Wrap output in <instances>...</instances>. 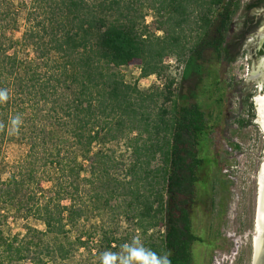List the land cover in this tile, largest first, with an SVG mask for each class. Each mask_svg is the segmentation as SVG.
Listing matches in <instances>:
<instances>
[{
	"label": "trees",
	"instance_id": "16d2710c",
	"mask_svg": "<svg viewBox=\"0 0 264 264\" xmlns=\"http://www.w3.org/2000/svg\"><path fill=\"white\" fill-rule=\"evenodd\" d=\"M263 3L20 0L23 32L16 40L13 5L0 0V140L27 147L15 171L0 180V205L43 226H26L20 239L0 233L1 261L67 264L98 232L84 231V221L105 214L133 221L145 235L159 228L147 250L170 264H194L192 247L203 241L193 233L191 206L207 162L202 146L209 117L198 102L171 97L173 80L167 96L144 95L113 69L137 60L146 78L158 75L163 59L173 55L184 64L182 80L208 69L217 85L210 66L226 51L230 29L239 28L238 44L260 25L250 14ZM147 12L160 36L147 30ZM19 47L32 57H18ZM252 96L242 100L249 113L237 122L240 129L253 123ZM159 98L171 109L157 115L150 107ZM113 142L124 150L105 148ZM153 161L159 164L152 167ZM98 235L104 249L123 244L112 231Z\"/></svg>",
	"mask_w": 264,
	"mask_h": 264
},
{
	"label": "rangeland",
	"instance_id": "374dc122",
	"mask_svg": "<svg viewBox=\"0 0 264 264\" xmlns=\"http://www.w3.org/2000/svg\"><path fill=\"white\" fill-rule=\"evenodd\" d=\"M9 1L13 5L14 16L18 18V27L11 35L18 40L23 32L20 0ZM147 13L145 19L147 30L160 36L161 34L155 30L156 25L151 13ZM195 37L196 33L191 32V43ZM26 56L32 57L31 50L19 47L18 57ZM245 59L246 56H243L235 65L228 67L211 65L210 67L217 71V85L213 83L214 78L208 74V69L200 76L191 73L185 80H182L184 64L173 55L163 59V69L158 75L146 78L141 77L142 65L137 60L126 67L113 69L121 75L126 84L135 86L144 95L162 93L163 96H167L165 87L169 81L173 80L170 88L171 97L177 99L180 96L178 100L180 104L198 102L209 117V130L202 146V155L207 157V162L203 171L199 173L200 182L196 186L198 194L191 206L193 233L203 241L192 247L194 264H250L252 259L257 179L264 148V130L260 124L258 104L255 100L263 97L264 82L262 89L260 80L257 82L260 84L257 89L249 85L248 81L253 69L249 66V71H245L247 64ZM237 91L243 94L252 92L254 97V102L248 103H253L255 117L252 125L244 129L236 128L239 126L237 122L241 119H248L249 112L246 105H239ZM229 102L232 107H229ZM150 108V112L160 115L162 110L171 109V103L159 98L156 105ZM146 111L148 112L147 109ZM237 112L239 113L237 118H231ZM142 139H145V136H142ZM235 145H239L241 149L236 150ZM99 148L101 147L95 146L96 150ZM105 148H111L116 154L124 150L119 142L108 144ZM26 152V145L19 140H13L10 137L0 140L1 181L7 179L10 173L15 171V165L24 158ZM127 156L128 153L125 159ZM158 164L159 161H153L152 167ZM123 173L119 172V175L122 177ZM104 215L84 221V231H91V228H95L98 232L93 236V240L86 241L85 247L79 248L74 258L67 264H103L102 257L106 253L115 254L116 264H120L119 258L127 255L125 246H132L134 242H138L139 246L148 249V243L153 241L149 237L157 238L160 235L159 228L145 235L129 219L122 216ZM26 226L43 229V226L34 220L23 218L11 208L0 205V233L5 239L15 237L20 239L25 234ZM106 230L112 231L115 237L123 241V244L115 251L104 249V243H100L101 237L98 234ZM0 264H7V262H2L0 258ZM19 264H29V262Z\"/></svg>",
	"mask_w": 264,
	"mask_h": 264
},
{
	"label": "flooded vegetation",
	"instance_id": "af4514ba",
	"mask_svg": "<svg viewBox=\"0 0 264 264\" xmlns=\"http://www.w3.org/2000/svg\"><path fill=\"white\" fill-rule=\"evenodd\" d=\"M245 1H248V0H245ZM239 14H240V12H239ZM250 15L253 16V19L255 20V22L260 21L261 22L260 25L256 26V28L253 30V32L246 34L245 38L243 40L239 41L238 44L236 42V38L239 35L240 31H239V28L237 26H235V25L232 26V29H230L228 36L226 38V44L224 45V46H226V51L224 52L220 62L216 66L217 67L232 66V65H235L237 63V61L239 59H241V57L246 56L245 61L247 63L246 66L248 68V71H249V66H250V69H253V73L250 75L248 82H249V85L253 86L254 89H257V86L259 84L257 82L259 80L261 81V78L254 79V75H255V72L257 71L259 59L261 57H264V55H262V56L258 55V52L261 51L262 49H264V40L261 41V38L259 36L260 30L264 26V3L261 7L252 11ZM251 16H249V17H251ZM241 21L242 20H239V23ZM247 55L249 57H247ZM261 83H263V82L261 81ZM239 92L237 91V93L239 95L238 102H239V105H241L242 100L249 93H252V92H248L245 94H243L242 92H240V93ZM235 94H236V92H235ZM249 102H254L253 96L249 100ZM229 107H232L231 102H229ZM239 108H241V106H239ZM238 112L240 113V110H238ZM238 112L235 113L234 116H232L231 118H233V119L237 118V116L239 115ZM226 120H228V119H226ZM236 128H239V126H236Z\"/></svg>",
	"mask_w": 264,
	"mask_h": 264
},
{
	"label": "water",
	"instance_id": "95a60500",
	"mask_svg": "<svg viewBox=\"0 0 264 264\" xmlns=\"http://www.w3.org/2000/svg\"><path fill=\"white\" fill-rule=\"evenodd\" d=\"M261 41L264 40V26L259 32ZM264 57H261L258 62L257 71L254 79L261 78L264 82ZM262 89V83L260 85ZM264 97V94H263ZM257 102V99L255 100ZM250 264H264V148L260 163V169L257 179V202H256V217H255V231L253 254Z\"/></svg>",
	"mask_w": 264,
	"mask_h": 264
},
{
	"label": "clouds",
	"instance_id": "9594fccd",
	"mask_svg": "<svg viewBox=\"0 0 264 264\" xmlns=\"http://www.w3.org/2000/svg\"><path fill=\"white\" fill-rule=\"evenodd\" d=\"M127 255L120 259V264H170L167 256H158L156 253L139 246L134 242L132 246H125ZM117 256L106 253L103 256V264H116Z\"/></svg>",
	"mask_w": 264,
	"mask_h": 264
},
{
	"label": "bare ground",
	"instance_id": "6f19581e",
	"mask_svg": "<svg viewBox=\"0 0 264 264\" xmlns=\"http://www.w3.org/2000/svg\"><path fill=\"white\" fill-rule=\"evenodd\" d=\"M264 68V62H263ZM258 112L260 116V124L264 130V97L257 98Z\"/></svg>",
	"mask_w": 264,
	"mask_h": 264
},
{
	"label": "built area",
	"instance_id": "2783aa9c",
	"mask_svg": "<svg viewBox=\"0 0 264 264\" xmlns=\"http://www.w3.org/2000/svg\"><path fill=\"white\" fill-rule=\"evenodd\" d=\"M245 71L248 72V68H247V66L245 67ZM244 154H245V153H244Z\"/></svg>",
	"mask_w": 264,
	"mask_h": 264
},
{
	"label": "crops",
	"instance_id": "0c3cea01",
	"mask_svg": "<svg viewBox=\"0 0 264 264\" xmlns=\"http://www.w3.org/2000/svg\"><path fill=\"white\" fill-rule=\"evenodd\" d=\"M203 145H204V142H203ZM204 148V147H203Z\"/></svg>",
	"mask_w": 264,
	"mask_h": 264
}]
</instances>
